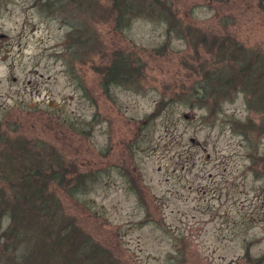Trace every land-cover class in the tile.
<instances>
[{"label":"rangeland","instance_id":"rangeland-1","mask_svg":"<svg viewBox=\"0 0 264 264\" xmlns=\"http://www.w3.org/2000/svg\"><path fill=\"white\" fill-rule=\"evenodd\" d=\"M127 2L0 0V191L76 183L47 190L99 264H264L263 110L221 84L264 58V0Z\"/></svg>","mask_w":264,"mask_h":264},{"label":"trees","instance_id":"trees-1","mask_svg":"<svg viewBox=\"0 0 264 264\" xmlns=\"http://www.w3.org/2000/svg\"><path fill=\"white\" fill-rule=\"evenodd\" d=\"M114 3L119 8V22L120 10L132 3L124 4L123 0H114ZM241 56L237 75L226 77L221 84L232 87L235 78L239 79V86L253 97L248 105L263 110L264 128V58L251 55V52ZM124 60L121 55L116 56L106 67V82L117 83L127 77L128 66ZM26 157L30 165L31 159ZM20 167H17L21 170L17 173L19 182L13 184V190L9 194L0 191V264H99L103 256L100 246L81 236L74 223H68L60 216L57 218L58 200L47 190L48 180L63 184L70 193L75 191L76 183L70 186L63 175L53 172L52 179L42 184L37 177L39 170L25 168V165ZM1 174L2 179L7 180L9 173ZM31 177H35L33 182ZM3 217L8 219L4 228L1 227Z\"/></svg>","mask_w":264,"mask_h":264},{"label":"water","instance_id":"water-1","mask_svg":"<svg viewBox=\"0 0 264 264\" xmlns=\"http://www.w3.org/2000/svg\"><path fill=\"white\" fill-rule=\"evenodd\" d=\"M3 36H5V34H3V33H0V37H3ZM191 140H193V139H191Z\"/></svg>","mask_w":264,"mask_h":264}]
</instances>
